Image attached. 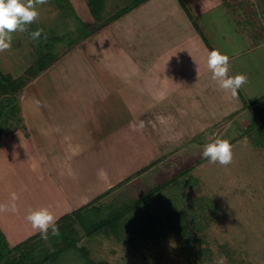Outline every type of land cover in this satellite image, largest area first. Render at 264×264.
<instances>
[{
  "label": "rangeland",
  "instance_id": "rangeland-1",
  "mask_svg": "<svg viewBox=\"0 0 264 264\" xmlns=\"http://www.w3.org/2000/svg\"><path fill=\"white\" fill-rule=\"evenodd\" d=\"M91 1L95 13L92 12V5H88ZM132 2L46 0L38 6V18L24 32H14L11 47L0 51V72L18 78L34 66L38 58L50 62L77 49L85 51L91 61L99 62V52L94 43L103 36L102 33L107 32L109 46L105 48L101 44V52L111 48L107 57L115 70L119 69V61L131 64L133 59L136 60L135 49L131 50L132 55L129 53L130 57L125 55L122 45L126 44L111 32L113 28L121 31L129 26L131 28L126 30V36L140 39L143 37L140 34L151 33L152 19L130 20V23L123 24L121 20L111 18ZM162 2L165 3L164 0H148L139 7L149 11L157 3L160 7ZM182 3L192 9L186 0ZM98 5L104 6L102 12ZM236 17L232 11L228 12L227 5H223L201 17L194 16L198 25L194 27L203 38H207L209 45L216 48L218 44L217 48L225 51L231 37L244 43L236 28L239 27L235 23L239 20ZM37 28L43 31L39 39L33 40L30 33ZM132 30L139 32L133 33ZM242 60H251V64L247 66L246 62L247 67L241 68L238 73L248 76L251 71L253 74L247 90L245 84L238 94L242 101L247 102L245 95L249 102H253L256 95L264 94V82L259 79V74H264V59L260 61L258 53L253 52ZM255 60L258 65H255ZM101 61L104 59L101 58ZM68 63L65 62L67 70L70 68ZM233 65L234 62H230V68ZM99 70L101 72L103 68L99 67ZM35 79L26 88V94L18 101L17 107H23L24 103L39 107L52 104V109L45 107L42 114L46 113L55 120L53 112L46 110L56 108L53 94L58 93H47L49 98L41 94L38 96L36 92L40 81ZM43 87L42 91H51L45 83ZM102 95L101 102H95L107 110L104 121L111 130L109 132L105 128L104 141L100 144L91 141L87 147L92 155H95L93 151L97 154L105 150L102 162L95 164L97 168L102 166L110 179H100L99 174L91 179L93 173L82 168L77 170L78 166L70 163L65 166L69 178L59 182L41 157L36 141L30 137L23 109H16L15 116L11 115L10 108L0 122V254L39 236L38 230L33 229L26 219L30 210L48 207L58 218L57 223L62 225L61 221L67 214L83 209L90 201L92 203L89 190L96 193L95 199L104 195L94 205L105 211H118L127 208L131 201L140 204L141 198L155 189L146 202L136 207L138 211L125 215L117 230L119 235L107 225L87 236L77 225L78 245L88 249L91 264H216L221 256L226 258V264H264V107L257 106L253 113L237 116L234 121L231 120L234 115L230 114L225 117L214 115L209 117L210 120L201 119L198 112L193 116L200 118V122L195 123L189 116L187 120L192 122L188 124L178 120L177 126L169 129L163 122L165 127L158 131L151 128L149 132L145 128L133 130L130 125L136 123L127 121L126 112L120 114L117 111L122 105L116 106L115 102ZM5 100L0 92V107ZM137 104L132 110L141 117V108ZM147 107L144 106L145 110H149ZM110 112L112 121H109ZM182 121L186 127L184 131ZM163 123L160 122L159 126ZM216 137L226 138L233 145L232 162L227 166L212 164L201 155L203 147ZM150 163L153 165L149 169L138 175L135 173ZM132 175L134 177L129 181ZM110 183L112 186H108ZM13 193L15 200L12 199ZM13 206L15 211L11 210ZM184 215L187 221L185 228L175 222L179 220L176 216ZM62 230L64 235L70 233L66 224L60 227V232ZM17 254L14 252L11 257ZM66 261L67 264H75L70 258Z\"/></svg>",
  "mask_w": 264,
  "mask_h": 264
},
{
  "label": "crops",
  "instance_id": "crops-1",
  "mask_svg": "<svg viewBox=\"0 0 264 264\" xmlns=\"http://www.w3.org/2000/svg\"><path fill=\"white\" fill-rule=\"evenodd\" d=\"M186 1L192 8L195 17H201L211 13L214 8L227 5L228 12L232 11L239 19L238 22H235L239 25L236 28L244 39V43H240L236 37H231V43L224 51L229 55L230 62H234L230 68L231 75L237 74L242 70L241 68H246L251 64L249 62L251 60H242V57L249 53H258L259 60L263 61L264 0H239V3L237 0ZM164 2L160 7L158 3L155 4L149 11L139 7L134 10L135 12L133 11L121 19L124 24L130 23V20L136 22L142 18H151V33H148L149 35L140 34L143 37L138 39L126 36V30L131 28L129 26L121 31H118V28H113L111 33L126 44L122 45L125 55L130 57L131 50L135 49L136 60L133 59L131 64L127 62L128 64L125 65L124 62L119 61L117 64L119 69L113 68L115 66H112V61L107 57L111 48L102 49L101 52L100 47L101 44L105 45V48L109 46L107 45L110 42L107 41L109 37L107 32L102 33L103 36L94 43L97 52H99V62L91 61L86 52L81 49L72 50L60 57L54 65L35 79V81H40L36 92L38 96L41 94L49 98L47 93L52 91L58 93V95L53 94L57 101V105H54L56 108L46 110L53 112L56 119L48 117L46 113L42 114L45 107L52 109V104L39 107L27 106L24 103L23 114L30 127V137L36 141L41 157L45 160L47 167L54 172L55 178L59 182L69 178L65 166L70 163H74V167L78 166L77 170L82 168L93 173L91 179H94L95 174H99L100 179L111 178L102 166L96 167V164L102 162L101 156L105 150L97 154L93 151L95 155H92L87 147L91 141H96L95 144L104 141L105 128L109 132L111 130L106 125L108 123L104 121L108 114L107 110L96 104L97 101L101 102V94L111 99L110 102H115L116 106L121 104L122 107L117 108V111L120 114L126 112L129 115H127L128 119L124 118V121L127 119L137 125L140 124L141 119L138 120L139 117L136 113L134 114L133 106L139 102L137 105H140L142 114L147 111L144 106H148L149 111L151 110L150 114L157 115L150 120L152 129L155 131L165 125L169 129L174 128L177 126L178 120H183L188 124L192 122L187 120L189 116L195 123L200 122V118L193 116L198 112L201 119L208 118L210 120L214 115L225 117L230 114L234 115V118L231 119L234 121V119L237 120L235 118L237 116L253 113L252 111H255L257 106L264 107V94L256 95L252 99L253 102H249L250 99L243 95L244 100L247 101L245 102L242 101L239 94L232 97L218 88L207 67L208 53L214 47L209 45L207 38L205 41V38L196 31L193 21L178 0H164ZM134 31L133 33L139 32ZM106 34L107 37H105ZM124 39L128 42H125ZM104 41L106 43H103ZM217 47H219L218 44H216ZM101 58L104 59L103 62ZM65 62H70L68 70L65 68ZM255 62V65H258L256 60ZM99 67H102L104 72H100ZM252 74L253 72L249 71L246 90ZM259 75V79L264 82V74ZM44 83L46 88L51 91L48 92L47 89L42 91ZM39 98L41 99V97ZM223 100H226L227 103H224ZM58 103L61 105L58 106ZM100 104L102 106V103ZM222 105L224 106L221 107ZM37 111H41L39 116ZM112 113L110 120H107L112 121ZM119 113H117L118 117H120ZM160 122H164L165 125L163 123V126H159ZM184 122L183 131L186 129ZM144 128L146 131L149 130L143 123L142 129ZM103 130L104 132H102ZM179 130L181 131L180 128ZM175 131H177L176 128ZM95 162L97 163L95 164ZM93 164L95 165L93 166ZM96 179L100 182L99 178ZM108 186H112V183ZM89 191L95 200L96 193L92 190Z\"/></svg>",
  "mask_w": 264,
  "mask_h": 264
},
{
  "label": "trees",
  "instance_id": "trees-1",
  "mask_svg": "<svg viewBox=\"0 0 264 264\" xmlns=\"http://www.w3.org/2000/svg\"><path fill=\"white\" fill-rule=\"evenodd\" d=\"M179 1L182 3L183 0ZM145 2L147 3L148 0H133L132 3L128 4L127 6L125 5V7L122 8L121 12L113 15L111 19L119 21ZM89 3V7L92 5V12L95 13L93 2L91 1V3ZM182 5L186 10V13L189 15L190 19L193 21L194 26L198 27L194 15L192 14L189 7H187L185 3H182ZM98 6L102 12L104 6L103 8L101 7V5ZM104 25H106V23L102 26ZM59 58L60 57H56L50 62H47L45 58H38L36 64L30 67L23 76H20L18 78H14L10 74H3L0 72V92L2 96H5L6 99V102H3L4 104L2 103V106L0 107V122H3L10 108L11 115L14 114L15 116L16 114L14 111L16 109L20 108L22 110V107H17V103L18 101H21L25 96L26 88L29 83L33 79L39 77ZM6 95L9 96L6 97ZM150 112L149 110H147L146 113H141V117H139L141 119V122H143L149 129L147 130L149 132L152 128L150 120L156 117V115L154 116L150 114ZM152 163L135 173L138 175L146 171L153 165ZM133 175L129 177V181L134 177ZM154 191L155 189L141 198V203L146 202L147 198H149L154 193ZM103 196H98V198L93 200L92 203L90 201L88 206L86 205L85 207H83V209L74 211L71 214H67L65 216L64 220H62L61 223H63L62 225L66 224L70 227V233L68 235L65 234L66 237L63 230L60 232V235L58 237L49 236L48 240H42L41 238H38L39 236H34L30 242H21L15 245L12 249H8V252L0 254V264H67V258H70L71 261H73L75 264H91V261L88 258V249L85 246L78 245L77 225L82 228L87 236H91L93 233L99 231L107 225H110L111 228L116 231V235H119V232L117 230L120 224L123 222L125 215L128 213H132V211L135 210L138 211L136 207L141 205V203L137 205L138 201L134 203L131 201L130 205L123 210L116 211L112 209L105 211L103 209H100V206L94 205L95 202L102 199ZM176 219H179L178 221H175L176 223H181L183 225L182 227H186L187 221L185 215L181 217L179 216V218L178 216H176ZM58 224L59 227L62 226L60 223ZM14 252H17L18 254L14 257H11Z\"/></svg>",
  "mask_w": 264,
  "mask_h": 264
},
{
  "label": "clouds",
  "instance_id": "clouds-1",
  "mask_svg": "<svg viewBox=\"0 0 264 264\" xmlns=\"http://www.w3.org/2000/svg\"><path fill=\"white\" fill-rule=\"evenodd\" d=\"M44 3L46 0H0V51L11 47L14 32H24L27 26L38 18L40 15L38 6ZM42 31L39 28L32 31L30 33L32 39H39ZM207 67L218 88L232 97H236L238 91L247 83L246 73L230 75V57L221 49L214 48L209 51ZM130 127L138 130V128H143V122H140L138 126L131 124ZM232 148L233 145L228 139L216 137L203 147L201 155L212 164L227 166L232 162ZM12 199H16L14 193ZM11 210L15 211V207L13 206ZM26 219L33 229L38 230L42 240H48L49 236L58 237L60 235L58 218L48 207L30 210ZM216 264H226V258L219 257Z\"/></svg>",
  "mask_w": 264,
  "mask_h": 264
}]
</instances>
